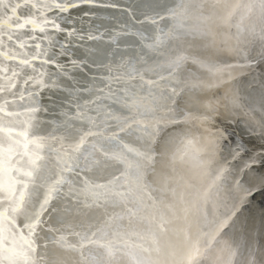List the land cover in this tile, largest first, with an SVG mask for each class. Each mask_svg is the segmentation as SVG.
<instances>
[{"label":"bare ground","instance_id":"obj_1","mask_svg":"<svg viewBox=\"0 0 264 264\" xmlns=\"http://www.w3.org/2000/svg\"><path fill=\"white\" fill-rule=\"evenodd\" d=\"M169 2L101 0L100 5L99 0L25 1L28 14L14 25L16 28L24 22L27 30L39 33L45 26L44 33L54 18L57 26L46 40L50 47L46 53L51 52V56L43 63L37 61L36 52L26 59L30 64L20 79L23 84L18 94L23 96L25 107L5 114L0 105V264H197L207 232H200V244L195 246L199 240L195 235L197 222L202 216H193L197 211L192 206L202 204L209 218L217 208L226 211L230 207L231 194L238 198L244 181L252 177L264 182V162L250 156L251 151L239 157L232 154L233 144L225 142L227 136L215 131L209 119L203 124L196 122L199 127L191 129L194 135L180 129L181 145L175 154L173 146H164L163 154L174 156L171 161L165 156L152 161L151 137L155 129L175 117L171 101L176 92L187 102L189 114H227L234 120L238 136H243L247 123L264 129V111L263 123L258 117L264 107L262 91L257 92L252 82H261L264 63L236 79L233 74L222 79L197 71L196 76H202L200 81L207 85L204 96L200 88H192L183 97L181 89L188 81L179 79L183 66L190 67L183 60L187 52L197 53L200 61L203 54L209 57L206 46L214 50L221 44L225 51L232 47L230 53L254 50L253 39L264 38V12L253 5L254 0L238 4L225 1L219 12L210 10V15H205L209 26H204V18L186 13L184 8L191 0ZM256 4L264 7V0ZM82 5L98 9L87 12ZM13 6L0 22L3 32L10 27L7 19L15 11ZM72 6H80L79 12L67 16ZM100 6H106L105 11ZM242 21L251 26L246 31L253 35L249 39L241 36ZM159 25L161 33L155 31ZM51 29L53 32V24ZM191 40L196 49H190ZM181 43L187 52L177 47ZM16 57L25 58L22 53ZM16 64L19 66V61ZM36 99L41 100L46 117L48 151L41 150L42 138L33 133ZM10 119L13 132L3 128ZM251 132L262 137L259 130ZM43 158V178L32 198L28 181L41 168ZM248 159L254 165L241 173L242 160ZM236 174L240 180L227 191V183ZM262 186L260 201H255L253 209L264 205V183ZM156 193L166 205L167 219L158 217L164 222L161 231L150 218L151 198L157 199ZM247 210L244 207L236 213L230 229L247 227L246 220L253 213ZM48 211L55 222L42 234L48 241L46 248L37 249L38 220ZM18 223L23 226L20 230ZM260 239L264 244V235ZM215 250L216 246L208 253ZM208 253L204 264L212 263Z\"/></svg>","mask_w":264,"mask_h":264},{"label":"water","instance_id":"obj_2","mask_svg":"<svg viewBox=\"0 0 264 264\" xmlns=\"http://www.w3.org/2000/svg\"><path fill=\"white\" fill-rule=\"evenodd\" d=\"M25 1L27 0H2L0 1V22L2 21V19L6 18L7 15L4 16V14H6L5 12L6 10L9 9V7L14 5L13 7L15 8L14 12L8 14L10 15V17L9 19H7L8 20L7 23H8V26L10 27L3 28L5 32L0 30L1 31L0 33V63L3 65V70L0 71V84L4 83L2 87L0 86V105L4 108L5 114H7V112L16 113L18 111H21L23 107H25L24 105L26 104H24L25 100L23 96L20 97L18 96V94L22 90V84H23V81L21 83L20 79L23 78L26 73L25 67L29 66L30 64V63H25L26 59L29 57V55L31 54L34 55L36 52L38 56L37 61L40 60V63H43L45 62L46 58L51 56L50 55L51 52L46 53V51L50 48L49 43H47L46 40L50 33L53 34L55 32L54 27L57 26V20H55L54 18V21L52 23L53 32L51 29L52 24L49 26H46L47 30L44 33L43 31L45 29V26H42V30L40 31L41 33H39V31L37 32V31L27 30L25 28L26 23L24 22H21L20 26L16 28L15 26L18 24V22L23 21V18H26L25 15L28 14L27 11H25L26 10V7L24 6L26 5ZM225 1L235 2L237 4L242 2V0L241 1L240 0H191V2H189L184 9L189 16H191V14L193 13L198 18L200 17V19L204 18L202 22L204 26H206L208 25L207 20L209 18H207L205 15L209 14L208 12L210 10L211 12L212 11L219 12L222 7H225L223 6ZM256 1L254 0L253 5L255 7L258 6L257 9H259V11L261 12H264L263 5L262 6H259V4L257 5ZM100 2L101 0H99V3ZM100 5L102 4L100 3ZM158 5L160 6V4ZM82 7L83 9H87V12L88 11L90 12L91 10H94V9H98L97 6H93V5L92 6L82 5ZM79 8L80 6L78 7L72 6V8H70L66 12V14H68L67 16H70V15L73 16V14L78 13ZM99 9L105 11L106 6H102V7L100 6ZM123 10H127V9H123ZM236 24H237V21H236ZM243 24H244V21H242L241 28H240L241 36L243 40L249 39L250 38L249 36H253V35H251L250 33L246 31L250 30L251 26L249 24L246 25V23L244 25ZM161 26L162 25H159L157 28H155V31L158 33H161L160 32L162 30ZM216 28H217V25H216ZM235 28H237V26ZM25 30H27V33L25 32ZM174 30L175 29L172 28V31ZM29 31H32V32L29 33ZM36 32H37V35H36ZM2 37H3V40H2ZM171 40L173 43L174 38L172 39L171 37ZM185 40L188 41V39H185ZM36 41H38V44H33V42H36ZM253 41L256 42V43L254 42V45H256V47H254V50L252 49L248 50L245 48L244 50L241 49L238 53L236 52L230 53V50H233L232 47L228 48L229 51L227 50L225 51L223 47H221L222 46L220 44L221 42L219 43L220 45L218 46V48H214V50L210 48L209 46H206L207 56L209 57H206V55L203 54L202 59L200 61H198L197 56L195 55L197 53L194 52L195 54H192L190 52H187L188 48H186V50L184 49V43L178 44L177 47L181 51L183 52L186 51L188 53V56L183 53H181V56L185 55L186 57H184L183 60L186 59L185 63L189 62V65H190V67H187V66L184 67L185 65L183 66L182 71H181L183 74V77L179 78L181 81H188L186 84L182 86V89H181V93H183V97L185 93L188 94V91L191 90L192 88L195 89V91L198 88H200L201 89L200 93H202L204 96V89H206L207 85L204 81H200L203 78L202 72H207L208 74L219 75L220 78L222 79L224 78L223 75L233 74L234 78L236 79L238 76H243L244 75L243 73L245 72L254 71L256 66L264 63V38H263V41L259 39L258 41L253 39ZM190 42H192V40L189 41L190 49L192 47L195 48V46H193L192 43ZM211 51L214 52L213 56L211 55ZM19 53H22L25 58L23 59L17 58L16 56ZM21 60L24 61L23 62L24 65H20L22 64L20 63ZM16 61H19V66L16 64ZM197 71H199V73L202 74L201 77L196 76ZM235 74H238V75L235 76ZM252 82L254 84V87H256L255 90H257V92L262 91L261 96L263 99L262 101H264V77L262 78L261 82L260 81L255 82L254 80H252ZM20 84H21V87H20ZM176 84H179V82H177ZM196 84H198L197 88H196ZM178 86L180 87V85H177V87ZM27 87L28 85H25L24 90ZM44 87H45V84L43 81V85H42L43 93L45 89ZM176 93H177L175 94L176 96L173 97V101H171L172 106H173L172 108L174 111V113L172 114H174L175 117L170 118L172 119L171 123H166L165 125L159 126L157 129H155V134L151 137L150 147H151V150L152 148L153 150L150 152V154H152V161H154L155 157L160 158V157L165 156L163 154L164 146H168V145L173 146L174 148L172 151H174V154H175L177 147L181 145L178 143V141L179 142L181 141L180 133L183 130H185L187 133L190 132L192 135H194L191 129L199 127L198 125H196L197 121H200L199 124H203L210 120L212 126L216 127L215 131H220L221 134H223L224 136L225 135L227 136V138L225 139V142L228 143L229 145L233 144L232 151L239 152V154L233 153V152L232 154L238 155L239 157L240 155L243 156L244 152L251 151L252 153L250 156H254L253 157L254 159H257V160L260 159L264 162V129L263 128L261 129L259 124L256 123V124L250 125L247 123L246 125L244 124L245 122H242L245 125L246 130H243V136H238L237 131L233 129L234 120L232 118H229L227 114L225 116L224 114H221L220 112H217V111L211 113L210 116H209V112L206 113L204 111L203 113L201 111L198 113L194 111L193 113L189 114L186 112L188 109L187 102L179 98L180 97L178 95L179 92H176ZM43 97L44 96H42V98ZM34 101L37 106V110L35 112L32 111L33 113H32L31 119H33V123H34L33 133L35 134V132H37L39 137L42 138L41 139V142H42L41 150L48 151V149L50 148L49 143H48V137H49L48 130H47L48 127L44 125V121L46 120V117L44 118V113H43V110L41 109V100L36 99ZM210 104L212 105L211 102ZM212 107L213 105L211 106V108ZM263 111H264V107H261L259 111L261 115L258 117H261L263 115ZM226 117H228V119ZM262 119L263 117L260 118L261 122L263 123ZM177 125L180 126L179 129H177L176 127ZM3 128L6 129V131H12V132L15 131L14 125L11 119L8 124L3 125ZM181 128L183 129L182 131H180ZM255 130L261 131L262 137H260L258 134L251 132ZM177 143L178 145H176ZM182 147L185 148V145L182 144ZM172 155H166L165 158L171 161V159H173L174 157V156L172 157ZM41 162H42L41 168L37 169L36 172H33L28 181L31 187L30 197L32 198H34V196L37 195L38 186L41 183L42 178H43L41 176V171L44 169V166H45L44 158L41 160ZM253 162L254 161L250 159L244 162L242 160L243 164L241 165V167H239L240 172L242 173L244 169L246 170L245 167H251L250 165L253 166L254 165ZM151 167L153 166L151 165L150 168ZM150 168L148 166L147 170ZM239 180H240L239 174H236L235 178L232 177L231 179L232 182L230 184L227 183L228 185L227 187H229V185L231 184L234 187L235 183L238 182ZM263 183L264 182L262 181L252 179V177L249 178V180L244 181L243 186H241L242 191H240L238 198H235L231 194L232 198H234L235 200L233 199L232 201L231 199V202H230L231 205L230 203L229 205L227 204L230 207L226 211H224V209L219 210L217 208V211L215 213H212L209 218L207 217L206 213H204L205 211L203 210L202 204H200L199 206L198 202H196L192 206L193 210L195 212L197 211L196 213H193V216L195 215L196 217L202 216L201 217L202 219L200 221L198 220L197 222V227H199V231L195 233V230H193L195 235L199 237V240L197 241V244L195 246L200 244V236H199L201 234L200 232H203V231L207 232L206 237L204 238L202 242L201 253L197 257V261H196L197 264H204L206 253L212 251V249L215 246H216V250L212 252L211 254L208 253L209 254L208 258L212 261V263H209V264H264V255H263L264 244H261L262 241L260 239L261 237L263 238V235H264V225H262L264 223V205L263 207H259L260 209L252 208V206L254 207L255 205V201H258V200L260 201V199L258 198L260 195L259 193L263 191V186H262ZM229 190H231L230 187L227 191ZM156 196H157V199L151 198L152 205L150 208L151 209L150 212H152L153 215L150 216V218H152L157 223L155 225H158L157 226L158 231H161V226L163 225L164 222L162 221L160 222L158 220V217L165 218L164 213L166 212V208H165L166 205L161 203L160 201L161 198L159 197L158 194ZM244 207L246 208L248 207L247 212L253 211L252 214H249L251 217L249 216V218H247L246 220L247 227L242 228L240 230L230 229L229 223L232 221L236 213H239L241 209H243ZM217 212L220 213V215H218L220 217L215 218V215ZM153 216L157 219H154ZM144 221L148 222L149 219H146ZM19 222H22V221H19ZM54 222L55 221H53L52 218L50 217L49 211L46 212V215L44 218L38 220V224L36 228L37 229L36 235H37L38 240H36L35 242V248L37 249L42 248V247L46 248L48 241L42 237V234L48 233L51 230ZM165 222H168V225L170 223V221H167V220ZM18 227L20 230V228L23 227L22 223H18ZM138 238H140L139 239L140 242L144 241L143 238L141 237H138ZM196 249L197 248H195L194 251Z\"/></svg>","mask_w":264,"mask_h":264}]
</instances>
